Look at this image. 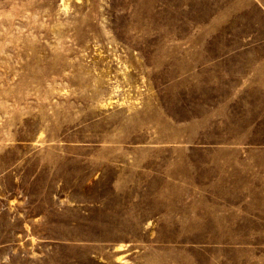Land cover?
Returning <instances> with one entry per match:
<instances>
[{"label": "rangeland", "instance_id": "374dc122", "mask_svg": "<svg viewBox=\"0 0 264 264\" xmlns=\"http://www.w3.org/2000/svg\"><path fill=\"white\" fill-rule=\"evenodd\" d=\"M0 264H264V0H0Z\"/></svg>", "mask_w": 264, "mask_h": 264}]
</instances>
